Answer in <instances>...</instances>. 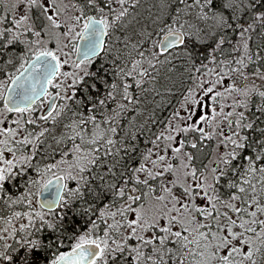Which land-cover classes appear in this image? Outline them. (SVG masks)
<instances>
[{"label":"snow or ice","instance_id":"6c2138e0","mask_svg":"<svg viewBox=\"0 0 264 264\" xmlns=\"http://www.w3.org/2000/svg\"><path fill=\"white\" fill-rule=\"evenodd\" d=\"M258 28L264 0H0V264H264Z\"/></svg>","mask_w":264,"mask_h":264},{"label":"trees","instance_id":"16d2710c","mask_svg":"<svg viewBox=\"0 0 264 264\" xmlns=\"http://www.w3.org/2000/svg\"><path fill=\"white\" fill-rule=\"evenodd\" d=\"M260 31H264V29H259V28H258L257 34H254V35L252 36V40L250 41V43H251L252 46H253V50H255V46L258 45V44L261 42V39H264V37H260V36H259V32H260ZM177 99H178V97H177Z\"/></svg>","mask_w":264,"mask_h":264},{"label":"rangeland","instance_id":"374dc122","mask_svg":"<svg viewBox=\"0 0 264 264\" xmlns=\"http://www.w3.org/2000/svg\"><path fill=\"white\" fill-rule=\"evenodd\" d=\"M229 82H231V81H229Z\"/></svg>","mask_w":264,"mask_h":264}]
</instances>
